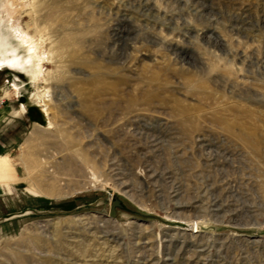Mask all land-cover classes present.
Masks as SVG:
<instances>
[{"label":"rangeland","instance_id":"374dc122","mask_svg":"<svg viewBox=\"0 0 264 264\" xmlns=\"http://www.w3.org/2000/svg\"><path fill=\"white\" fill-rule=\"evenodd\" d=\"M0 39V264H264V0H0Z\"/></svg>","mask_w":264,"mask_h":264},{"label":"bare ground","instance_id":"6f19581e","mask_svg":"<svg viewBox=\"0 0 264 264\" xmlns=\"http://www.w3.org/2000/svg\"><path fill=\"white\" fill-rule=\"evenodd\" d=\"M28 53H29L30 57L28 59H23L21 56H19L18 50L14 46L10 45L9 42L7 43V42H5V40L3 42L0 39V72H2L4 70V68H8V67H10L12 69H16V70H27V67L33 64L32 63V59H33L32 49L31 48L29 49ZM14 86L17 87V89L19 87L18 83ZM157 145H158V142L154 141L153 146L156 147ZM5 172H7V168L3 163L0 162V173H5ZM155 174L152 173V178H156ZM36 182H37L38 186H44V184H46L44 180H38V181L36 180ZM50 187H56V184L52 183V186H50ZM124 188L128 192V191H130L131 186L130 185H124ZM174 193H177V192H174ZM39 194H42L45 197H53V198L60 197L59 194H55V192L52 188H47V190L39 189ZM201 222H204L201 218H195L192 221V227L194 228L192 231V235H194V237L195 236L198 237V235H200L201 231L199 229L200 228L199 226H201V225H199V224ZM167 242H169V240H167ZM255 242H258V241H254V243ZM143 245L149 246V243L147 241H144ZM193 248L197 252H199V259L201 261H204V259H203V256H204L203 247L202 246L201 247L193 246ZM167 261L169 262V264H175V259L173 257H168Z\"/></svg>","mask_w":264,"mask_h":264},{"label":"water","instance_id":"95a60500","mask_svg":"<svg viewBox=\"0 0 264 264\" xmlns=\"http://www.w3.org/2000/svg\"><path fill=\"white\" fill-rule=\"evenodd\" d=\"M126 210V207L124 206L123 202L119 198H115L111 203V210L109 217L111 219H117L118 210Z\"/></svg>","mask_w":264,"mask_h":264}]
</instances>
